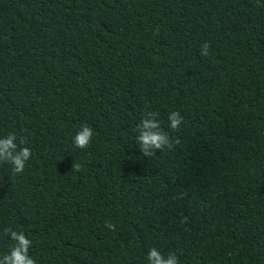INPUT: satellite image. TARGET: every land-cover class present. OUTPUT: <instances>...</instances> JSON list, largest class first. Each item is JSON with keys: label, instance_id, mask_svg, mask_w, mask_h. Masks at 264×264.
I'll return each mask as SVG.
<instances>
[{"label": "trees", "instance_id": "obj_1", "mask_svg": "<svg viewBox=\"0 0 264 264\" xmlns=\"http://www.w3.org/2000/svg\"><path fill=\"white\" fill-rule=\"evenodd\" d=\"M260 5L0 0V137L32 151L23 173L0 163V256L11 227L38 264H148L151 247L180 264H264ZM149 111L174 147L146 157Z\"/></svg>", "mask_w": 264, "mask_h": 264}, {"label": "clouds", "instance_id": "obj_2", "mask_svg": "<svg viewBox=\"0 0 264 264\" xmlns=\"http://www.w3.org/2000/svg\"><path fill=\"white\" fill-rule=\"evenodd\" d=\"M259 5V0H257ZM264 6V5H260ZM211 44L205 42L201 46V55L207 56L210 53ZM157 113L149 111L144 118L136 126V142L140 147L141 152L146 157L154 155L156 152L171 150L174 147L172 139L168 133L161 127L160 121L157 119ZM183 117L180 112L172 111L168 115L169 127L176 130L183 122ZM94 136V130L87 124L80 126L79 131L73 137V143L77 148L84 149L89 146ZM180 141H175L178 144ZM28 138L22 136L17 144V134L9 132L6 136L0 137V163H9L12 165L13 173H23L26 162L32 156L31 148L27 146ZM82 170V165L74 163L72 171L79 172ZM187 217L182 222H186ZM105 227L115 231V224L111 221H105ZM5 235L10 236L14 242L9 247V251L0 256V264H38L37 260L30 255L32 240L23 232L13 230L11 227L3 229ZM148 264H180L179 257L175 252H169L165 256L158 248L151 247L148 251Z\"/></svg>", "mask_w": 264, "mask_h": 264}]
</instances>
